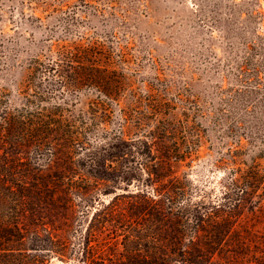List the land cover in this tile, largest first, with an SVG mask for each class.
<instances>
[{"label": "trees", "instance_id": "trees-1", "mask_svg": "<svg viewBox=\"0 0 264 264\" xmlns=\"http://www.w3.org/2000/svg\"><path fill=\"white\" fill-rule=\"evenodd\" d=\"M108 53L95 41L52 43L31 59L19 102L0 99V264L64 256V233H77L73 221L85 217L80 232L84 242L105 245L102 264H264V233L235 220L241 208L264 212V168L255 160L236 166L219 201L193 199L192 182L180 173L191 152L177 137L171 101L133 88ZM86 88L96 93L76 108ZM57 93L62 101L48 102ZM115 107L120 129L93 145L89 132L107 124ZM128 156L136 188L106 191L114 195L98 201ZM35 205L62 219V242L45 226L21 224Z\"/></svg>", "mask_w": 264, "mask_h": 264}, {"label": "rangeland", "instance_id": "rangeland-1", "mask_svg": "<svg viewBox=\"0 0 264 264\" xmlns=\"http://www.w3.org/2000/svg\"><path fill=\"white\" fill-rule=\"evenodd\" d=\"M73 41L101 43L133 88L171 101L177 137L191 152L180 173L192 182L193 199L219 201L236 166L255 160L264 168V0H0V99L18 103L31 59L52 43ZM95 93L81 90L76 108L85 109ZM62 99L57 93L48 102ZM121 125L115 107L107 124L89 132L90 143L102 145L106 131ZM130 159L120 160L98 201L114 195L106 191L136 188ZM29 207L21 224L45 226L62 242L64 226L56 212ZM255 211L241 208L235 220L264 233V212ZM79 219L72 224L77 233H64L66 254H51L47 264H102L98 249L105 245L84 242L80 230L87 218Z\"/></svg>", "mask_w": 264, "mask_h": 264}]
</instances>
